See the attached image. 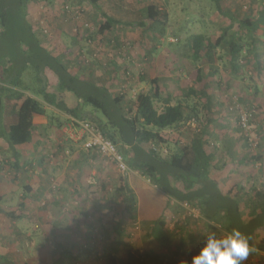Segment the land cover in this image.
Masks as SVG:
<instances>
[{"label":"trees","instance_id":"obj_1","mask_svg":"<svg viewBox=\"0 0 264 264\" xmlns=\"http://www.w3.org/2000/svg\"><path fill=\"white\" fill-rule=\"evenodd\" d=\"M205 1L214 5L219 16L231 21L223 31L220 29L221 33L216 42L209 41L205 34L195 35L191 40L193 59L207 60L208 70L198 68L197 79L185 91L181 90L182 87L172 90V87L163 83L160 78H151L150 81L147 77L140 78L138 84H147V87L145 91L138 92L131 103V99L128 98L131 95L127 91L131 90L133 85L127 88L130 79L126 74L128 68L111 61L114 68L110 70L109 78L99 76L97 79L96 74L102 66L93 54L95 50L89 45L93 43L92 38L95 34H105L119 25H129L139 29L151 27L153 31L147 30V33H154V40H157V33L162 31L161 34L165 35L166 29L162 30V25H157L159 18L165 13L156 5L147 7L143 20L123 23L104 10L101 0H0V141L6 144V148H2L0 152L9 157L10 169L15 172L13 178L17 179L20 172L33 171L34 165L43 171L45 160L50 158L49 153L42 155L37 163L25 162V159L29 157V160H32L33 156L35 159L34 152L39 151L35 137L40 127L35 123V119L48 116V108H53L59 113L58 117H63L60 121L64 119L65 123L62 125L59 120L56 121L51 116L50 126L58 128L64 126L78 132L82 128L80 123H87L96 133L101 134L117 147L130 170L128 174L124 173L121 185L118 187V192L127 198L128 202L130 201L129 207L135 208L137 196L129 186L128 177L137 173L164 192L170 199L169 202L175 200L198 209L207 222L218 224L227 234L233 229L238 230L249 237L250 246L255 247L257 251H264V240L256 239L257 233L264 230V189L262 191L255 184L252 190L247 191L241 186V179H236L234 191H223L217 179L213 177V170L220 172L227 169L228 162H222V156L213 163L214 152L210 150L208 138L216 127L221 129L231 127L223 126L224 117L222 119L217 117L222 112L215 109L216 95L213 92H206L208 87L217 86L213 79L219 73H223L217 67L219 66L217 63L224 67L226 72L224 75H228L231 81L238 79H233L232 74L243 77L247 69L253 68L256 72L255 78L259 81L256 82L252 100L258 98L260 86L263 85L264 89V4L258 7L254 3L255 0H237L238 3L231 8L232 2L235 4L236 0ZM60 3L65 5L61 10L63 18L77 20L81 16L80 12L76 13L78 7L74 5H87L99 16L101 23L96 32L86 24V34L66 37L65 41L71 40V45L67 46L69 52L63 56H55L43 45L39 31L30 23L28 17L33 5L44 4L56 7ZM82 22L85 23L84 19ZM7 37L10 38L8 41ZM84 39L88 44L79 45ZM77 46H79L78 52L75 51L78 49ZM217 49H221L224 53L219 54ZM107 52H110V49ZM148 52H152L149 56L155 58V51L149 48ZM118 56L119 53L115 55L116 58ZM48 70L57 76L53 87L50 86L46 73ZM117 78L120 83L115 87L113 83ZM119 85L123 88L121 91L117 90ZM236 110L238 113L236 130L239 139H244L242 154L237 158V166H243L247 170V167H253L256 161L264 162L260 151L257 152L258 154L250 151L248 142V137L254 142L252 139L255 136L254 127L258 123L257 118L260 113L251 104L243 109L245 110L243 112L250 115L249 130H245L241 123L242 112ZM231 111L230 109L227 112ZM202 116L205 118L202 119ZM194 124L196 131L190 143L181 145L173 141V138L179 135L175 130ZM67 135L66 141L81 145L79 150L84 162L88 161V158H91V161L96 157L107 158L97 149L88 150L84 147L88 134L79 141L73 140L68 133ZM256 148L260 150L264 147L257 145ZM60 149L63 151L64 145ZM164 151L169 152L168 157L163 156ZM4 164L5 161H0V183L3 179ZM198 164L202 165L198 166ZM233 177L237 176L233 175ZM27 184L24 186L27 192L22 195L17 210L6 213L9 220L6 224L8 232L0 236V264H49L37 253L43 251L40 253L43 257L51 247L55 252L57 251L60 259L73 264L78 261L83 262L79 258L84 255L101 257L100 251L96 249L97 244L89 242L88 245L79 246V242H72V238L66 235L67 232L62 229L65 227L60 218L63 200L53 204L55 219L50 221V232L53 236L56 230L57 234L54 235L55 241L52 244H45V241L39 240L37 236L35 248H32L33 257L31 255L28 257L26 254L31 248L29 245L24 248L20 246L16 250L1 251L6 237L8 241H17L18 244L25 240L30 243L32 241V235L27 236L18 224L24 218L22 217L24 212L31 211L25 202L29 200L28 194L33 191V183L30 180ZM262 187L264 188V182ZM3 198L0 192V217L3 211ZM161 217L150 222L152 227L149 237L155 242L156 240L160 242L167 236L164 232L165 223ZM86 222L85 218L82 224L85 225ZM116 227L113 230L119 232V237L122 236L123 239L125 231L121 224H117ZM185 227L186 225L180 226L178 229L182 231ZM104 228L106 236L110 237L111 231L106 226ZM37 232L39 233V230H35L34 235ZM93 233L92 230L88 235L89 240ZM110 246H115V243ZM60 259L51 264L61 263ZM53 260L55 259L51 262ZM118 263L114 257L108 262V264ZM127 263L129 264V261Z\"/></svg>","mask_w":264,"mask_h":264},{"label":"rangeland","instance_id":"obj_2","mask_svg":"<svg viewBox=\"0 0 264 264\" xmlns=\"http://www.w3.org/2000/svg\"><path fill=\"white\" fill-rule=\"evenodd\" d=\"M233 3L231 8L238 2L236 0V3ZM254 3L258 7L264 4L263 0H255ZM101 4L110 16L123 23H135L143 20L146 9L150 5H156L165 13L159 18V24H157L158 26L162 25V30L166 29H164L165 35L161 34L162 31L156 32L157 40H154V33H147V30L153 31L151 27L139 29L129 25H119L105 34H95L92 38L93 43L89 45L91 49L95 50L93 54L102 66L96 74L97 79L99 76L109 78L110 70L114 68L111 61L128 68L126 74L130 76V79H128L127 88L133 85V88L127 91V93L130 92L131 97L128 96V98L131 99V103H133L132 100L136 94L145 91V87H147V84H138V80L143 77H147L148 81L151 78H160L163 83L172 87V90H176L177 87H182L183 91L188 89L198 77V68L208 70L206 68L207 60L204 58L200 61L193 59L191 40L195 35L205 34L209 41L216 42L221 33L220 29L223 31L228 27L227 23L231 22L224 16H219L214 5L205 0H101ZM74 6L78 7L75 11L76 13L80 12L81 16L77 20L62 17L61 10L65 7L64 3H60L56 7L44 4H36L31 7L28 19L39 31L43 45L55 56H63L69 52L67 46L71 45V40L65 41L66 37L86 34V24L88 28L96 32L101 23L99 16L89 6ZM83 19L85 23L82 22ZM8 39L10 38L7 37L6 40L8 41ZM85 40H81L79 45L86 46L88 43ZM77 47L76 52L79 51V46ZM149 48L153 52L155 51V58L149 56L152 54V52H148ZM109 49L110 52H107ZM71 51L75 53L73 50ZM217 51L219 54L224 53L221 49H217ZM117 52L120 56L116 58ZM217 64L223 73H219L213 79L217 86L208 87L206 92H213L216 95L215 109L222 112L217 117L221 119L224 117L223 126L231 128L216 127L208 138L210 150L214 152L213 163H216L222 156V162H228L227 169L220 172L213 170V177L217 179L223 191H234L236 179H241V186L247 191L252 190L255 184L263 191L264 162L256 161L253 167L248 166L247 170L243 166H237V158L242 154L241 148L244 139H239V133L236 130V115H238L236 109L243 110L250 104L254 105L256 110H259L260 116L254 127L255 136L252 138L254 142H251L248 137L251 148L249 149L254 153L260 151L261 157L264 159V148L260 150L256 148L257 145L264 147L263 85L261 84L262 86L258 88L260 91L258 98L252 100L256 82L259 81L255 78L256 72L253 68L247 69L243 77H237L235 73L234 76L232 74L233 79H238L231 81L228 75H224V67L222 68L220 63ZM46 73L50 86L53 87L57 76L49 70ZM119 81L117 78L116 82L112 83L116 87L120 83ZM114 89L116 90V88ZM122 89L120 85L117 87L118 91ZM230 109L232 110L229 112L231 115L227 112ZM47 112L48 116L35 119V123L40 127L35 137V144L38 145L39 151L35 150V159L34 156L32 160H29V157L25 159V162L37 163L42 155L49 153L50 158L45 160L43 171L34 165L33 171L20 172L17 179H14L15 172L10 169L9 157L0 152V161H5L3 179L0 183V192L4 196L3 211L0 217V236L2 233L7 234L8 232L6 224L9 223V220L6 213L17 210L22 195L27 192L24 186L28 185L27 182L30 180L33 183V191L28 194L29 200L25 202L31 211L24 212L22 215L24 218L18 222L27 236L32 235V241L30 243L25 240L18 244L17 241H8L6 237L1 251L16 250L20 246L24 248L29 245L31 248L26 254L28 257L30 255L33 257L32 248H35L36 238L39 237V240L45 241V244H52L55 241L54 235L57 234L56 230L53 236L50 232V221L55 219L53 204L60 200H63L60 218L65 227L62 229L69 233L71 238H75L72 239V242H79V246L88 245L89 242L95 243L97 244L96 249L98 252L100 251L101 257L95 258L92 254L84 255L79 258L83 262L78 261L76 264H108L111 257H114L119 262L118 264H123V262L128 264L127 261L129 264H182V262L192 264V258L200 253L209 236L214 234L217 239H220L228 235L218 224L204 220L198 209H193L189 205L185 207L184 203H178L175 200L169 202L168 196L145 178L138 181L132 180L129 183L134 195L137 196L135 208L129 207L130 201L128 202L127 198L118 192L124 173L108 158L96 157L92 161L91 158H88L89 160L84 162L79 150L81 145L66 141L67 133L77 141V138L73 136V133H76L75 130L64 126L59 128L50 126L51 116L56 121H60V118L63 117H58L59 113L53 108H48ZM204 118L202 116V119ZM64 123V119H61L60 124L64 125ZM194 127L196 124L175 130L179 132L180 136L176 138L175 135H172L173 141L181 145L190 143L195 135ZM166 137L170 138L169 135ZM63 145L65 153L61 150L62 148L60 149ZM2 148L5 149L6 144L0 141V150ZM246 149L248 150V148ZM30 150L33 149L30 148ZM31 153L33 154V152ZM162 154L168 157L169 152L164 151ZM135 175V173L131 174V177H135ZM233 175L237 177H233ZM190 215L193 216L189 217ZM160 216L164 220V232L167 236L160 242L157 240L155 242L149 237L150 227H152L150 222ZM85 218L87 222L83 225ZM117 224H121L125 231L123 239L122 236L119 237V232L113 230L117 228ZM184 225H186L185 229L179 231L178 227ZM104 226L111 231L110 237L106 236ZM35 230H39L40 234L37 232L34 235ZM92 230L94 233L89 240L88 235ZM256 239L257 241L264 240V230L257 233ZM113 243L116 247L110 246ZM40 253L43 251L37 255L49 264L60 259L53 247L44 253L46 256L43 254L41 257ZM52 259L55 260L51 262ZM60 262H56V264H73V262L63 259H60ZM243 264H264V251L250 253Z\"/></svg>","mask_w":264,"mask_h":264},{"label":"clouds","instance_id":"obj_3","mask_svg":"<svg viewBox=\"0 0 264 264\" xmlns=\"http://www.w3.org/2000/svg\"><path fill=\"white\" fill-rule=\"evenodd\" d=\"M256 251L249 245V237L233 229L220 239L214 234L209 236L200 253L192 258V264H243L249 254Z\"/></svg>","mask_w":264,"mask_h":264},{"label":"built area","instance_id":"obj_4","mask_svg":"<svg viewBox=\"0 0 264 264\" xmlns=\"http://www.w3.org/2000/svg\"><path fill=\"white\" fill-rule=\"evenodd\" d=\"M241 123L245 130H249L248 120L250 115L247 112H243L241 110ZM81 130L76 133H73L74 137L77 138V141L81 140L85 134H88V140L84 144V147L88 150L90 149H97L99 150L104 156L108 159L112 160L117 168L122 173H129L130 170L124 160V157L118 151L117 147L110 141L106 140L101 134H98L94 131V129L87 123H80ZM187 207V205H184Z\"/></svg>","mask_w":264,"mask_h":264},{"label":"crops","instance_id":"obj_5","mask_svg":"<svg viewBox=\"0 0 264 264\" xmlns=\"http://www.w3.org/2000/svg\"><path fill=\"white\" fill-rule=\"evenodd\" d=\"M180 135H176L175 137L177 138V137H179ZM136 175H135V177H131V175L128 177V181H129V183L133 180V181H138V180H140V179H142V178H144V177H142L141 175H139V174H137V173H135ZM139 176V177H138ZM65 234V233H64ZM63 234V235H64ZM66 235H68L69 236V233H67ZM66 235H64V236H66ZM69 238H71L70 236H69ZM72 239H75V238H72Z\"/></svg>","mask_w":264,"mask_h":264}]
</instances>
